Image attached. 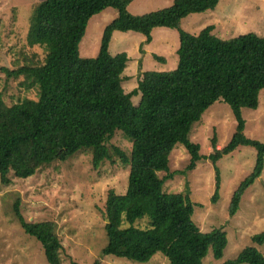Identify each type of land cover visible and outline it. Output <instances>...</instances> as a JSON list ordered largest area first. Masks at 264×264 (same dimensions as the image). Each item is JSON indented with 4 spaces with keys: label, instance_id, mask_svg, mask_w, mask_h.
I'll list each match as a JSON object with an SVG mask.
<instances>
[{
    "label": "trees",
    "instance_id": "obj_1",
    "mask_svg": "<svg viewBox=\"0 0 264 264\" xmlns=\"http://www.w3.org/2000/svg\"><path fill=\"white\" fill-rule=\"evenodd\" d=\"M131 1L44 0L34 11L26 43L45 45L49 54L45 64L20 67L11 73L13 78L23 77L27 88L38 90L36 101L7 105L0 91L1 182L7 185L13 177H31L41 167L65 161L80 151L92 153L95 168L118 156L130 166L129 180L125 194L114 189L108 192L104 255L146 263L161 253L171 264H204L211 248L218 260L227 244L225 231L203 232L193 220L190 197L164 191V183L180 172L170 168L178 143L190 153L187 170L206 157L200 144L190 139V132L215 102L222 101L230 107L236 129L224 146L217 148L213 143L209 158L215 163L242 144L258 151L252 172L231 196L228 214L237 213L241 197L264 167V142L244 135L240 111L259 107L264 88V36L246 33L222 40L213 34V26L199 34L180 29L184 18L214 10L220 0H175L170 7L144 15L128 12ZM107 4L118 15L104 31L98 56L82 58L80 43L88 22ZM159 27L179 30L176 70L145 72L137 89L125 92L122 74L128 55L110 54L114 33L136 32L150 42L151 31ZM140 92L141 102L136 106L132 97ZM118 131L131 139V151L111 143ZM159 171L165 174L161 177ZM215 179L213 200L218 198V172ZM14 213L24 231L42 243L49 264H62L63 244L55 225L28 222L17 202ZM143 218L149 221L148 229L133 226ZM124 222L129 226L123 228ZM252 241L264 245V232ZM224 264H264V256L255 247H246Z\"/></svg>",
    "mask_w": 264,
    "mask_h": 264
},
{
    "label": "rangeland",
    "instance_id": "obj_2",
    "mask_svg": "<svg viewBox=\"0 0 264 264\" xmlns=\"http://www.w3.org/2000/svg\"><path fill=\"white\" fill-rule=\"evenodd\" d=\"M44 0H0V91L7 105L23 100L36 101L38 90L27 88L23 77L11 73L20 67H37L46 63L49 49L45 45L28 46L26 34L29 20ZM175 0H132L127 10L132 15H144L170 7ZM118 11L110 4L96 12L89 20L80 43L82 58H96L99 54L106 27L117 17ZM213 26V34L229 40L246 33L264 36V0H220L214 10L191 14L181 21L180 29L199 34ZM178 29L159 27L147 37L136 32H115L110 54L128 55L122 74V86L129 93L137 89L145 72L176 70L179 62ZM10 74V76H9ZM142 94L132 97L134 105L141 102ZM243 133L246 137L264 142V88L260 91L256 110L242 108ZM236 129V120L230 107L215 102L196 122L190 139L201 146L197 166L187 170L190 153L178 143L170 157L171 171H180L165 181L164 191L182 192L194 204L193 220L208 233L222 228L227 244L222 257L215 259L209 248L204 264H224L238 257L246 247H255L264 256V245L253 243L252 237L264 232V167L240 199L238 211L229 216L228 206L233 191L253 170L257 149L249 144L238 146L222 155L215 163L209 158L217 148L224 146ZM124 151H131L132 141L118 131L111 141ZM95 168L92 153L80 151L65 161H55L41 167L31 177H13L7 185L0 179V264H49L43 245L28 235L14 213L17 202L24 218L35 225L52 222L63 244L62 264H171L161 253L148 262L139 263L126 258L104 255L108 244L105 229V205L110 189L125 194L129 180V165L118 156ZM219 175L218 198L213 200ZM159 176L165 174L158 172ZM129 226L124 222L123 228ZM131 226V225H130ZM134 227L148 229L146 218L137 220Z\"/></svg>",
    "mask_w": 264,
    "mask_h": 264
}]
</instances>
